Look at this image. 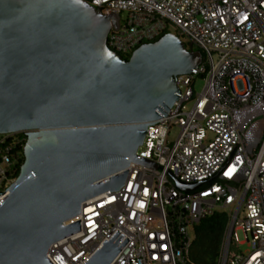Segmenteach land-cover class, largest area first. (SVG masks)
I'll use <instances>...</instances> for the list:
<instances>
[{
  "label": "built area",
  "instance_id": "1",
  "mask_svg": "<svg viewBox=\"0 0 264 264\" xmlns=\"http://www.w3.org/2000/svg\"><path fill=\"white\" fill-rule=\"evenodd\" d=\"M81 1L117 17L106 45L122 58L173 34L202 59L193 73L176 77L181 97L167 117L147 126L137 150L160 168L131 163L124 186L83 202L66 223L80 221V232L51 244L46 258L84 264L118 231L116 241L124 236L118 245L128 242L110 264H197L190 258L191 232L223 213L228 222L215 264H264V118L257 119L264 116V0ZM198 77L204 86L195 93ZM18 134L0 139V194L16 179ZM240 137L214 179L191 191L174 186L167 173L182 184L214 176ZM237 230L247 250L230 253L241 245Z\"/></svg>",
  "mask_w": 264,
  "mask_h": 264
},
{
  "label": "water",
  "instance_id": "2",
  "mask_svg": "<svg viewBox=\"0 0 264 264\" xmlns=\"http://www.w3.org/2000/svg\"><path fill=\"white\" fill-rule=\"evenodd\" d=\"M111 28L116 16L81 0H0V135H25L19 173L0 194V264H51L50 245L80 232L66 223L83 202L118 192L131 163L158 167L137 150L201 53L165 34L124 60L106 45ZM241 137L214 176L182 184L167 173L174 186L214 179ZM119 234L84 264H110L128 242Z\"/></svg>",
  "mask_w": 264,
  "mask_h": 264
},
{
  "label": "rangeland",
  "instance_id": "3",
  "mask_svg": "<svg viewBox=\"0 0 264 264\" xmlns=\"http://www.w3.org/2000/svg\"><path fill=\"white\" fill-rule=\"evenodd\" d=\"M204 86V80L201 77L195 79L192 89L195 93L202 91ZM177 130L173 129L170 134V139H174L176 136ZM5 135H0V139L4 138ZM231 212L230 210H227ZM223 214V213H221ZM224 232H211L207 229L201 231L194 230L191 232V237L194 239L190 258L197 264H215L220 253V248L223 240ZM235 235L238 243L237 247H230V253H243L247 250L246 238L242 231H235Z\"/></svg>",
  "mask_w": 264,
  "mask_h": 264
},
{
  "label": "trees",
  "instance_id": "4",
  "mask_svg": "<svg viewBox=\"0 0 264 264\" xmlns=\"http://www.w3.org/2000/svg\"><path fill=\"white\" fill-rule=\"evenodd\" d=\"M124 60H127L128 58L123 57ZM19 138L22 139V144L16 146V151L19 153V160L17 161V164L15 166V173L14 176L17 177L19 173L20 166L23 163V146L25 143V135L23 133L17 135ZM228 219L225 214L221 213H215L213 216L206 218L203 220L199 226L195 228L196 231H201L203 229H207L211 232H219L222 233L226 229Z\"/></svg>",
  "mask_w": 264,
  "mask_h": 264
},
{
  "label": "snow or ice",
  "instance_id": "5",
  "mask_svg": "<svg viewBox=\"0 0 264 264\" xmlns=\"http://www.w3.org/2000/svg\"><path fill=\"white\" fill-rule=\"evenodd\" d=\"M229 174V173H226V175Z\"/></svg>",
  "mask_w": 264,
  "mask_h": 264
}]
</instances>
